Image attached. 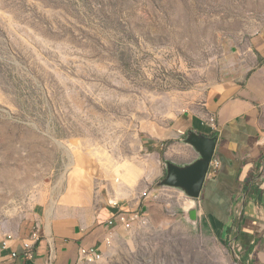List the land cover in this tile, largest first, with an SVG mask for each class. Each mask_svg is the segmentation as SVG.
I'll use <instances>...</instances> for the list:
<instances>
[{
  "label": "rangeland",
  "instance_id": "rangeland-1",
  "mask_svg": "<svg viewBox=\"0 0 264 264\" xmlns=\"http://www.w3.org/2000/svg\"><path fill=\"white\" fill-rule=\"evenodd\" d=\"M263 22L264 0H0V231L98 202L235 77ZM163 180L95 264H239L200 197Z\"/></svg>",
  "mask_w": 264,
  "mask_h": 264
},
{
  "label": "crops",
  "instance_id": "crops-1",
  "mask_svg": "<svg viewBox=\"0 0 264 264\" xmlns=\"http://www.w3.org/2000/svg\"><path fill=\"white\" fill-rule=\"evenodd\" d=\"M246 39L241 52H236L244 54L241 70L213 87L202 109L185 111L173 120L166 133L168 145L143 142L134 169L126 165L119 183L109 175L107 190L98 202L54 212L36 223L22 219L13 231H0L16 237L11 245L19 254L14 259L0 258V264L99 263L82 260L81 248L97 247L104 255L109 253L127 232L120 224H108L119 209L139 210L149 218L154 200L143 197L144 192L166 177L167 163L187 167L202 158L188 140L191 134L216 141L213 160L219 164L210 167L200 195L204 210L234 244L239 264H264V22ZM153 145L156 148L151 151ZM144 150L151 153L142 156ZM35 230L40 240L34 258L28 260L23 257V239ZM1 241L0 236V247Z\"/></svg>",
  "mask_w": 264,
  "mask_h": 264
},
{
  "label": "water",
  "instance_id": "water-1",
  "mask_svg": "<svg viewBox=\"0 0 264 264\" xmlns=\"http://www.w3.org/2000/svg\"><path fill=\"white\" fill-rule=\"evenodd\" d=\"M200 152L202 158L187 167L167 163V174L162 183L184 188L191 198H199L214 158L215 138L191 134L188 139Z\"/></svg>",
  "mask_w": 264,
  "mask_h": 264
},
{
  "label": "built area",
  "instance_id": "built-area-1",
  "mask_svg": "<svg viewBox=\"0 0 264 264\" xmlns=\"http://www.w3.org/2000/svg\"><path fill=\"white\" fill-rule=\"evenodd\" d=\"M212 123L215 121L214 118H211ZM219 164L218 160H212L211 167H217ZM148 217L143 215V213L139 210L128 211L119 209L118 212L112 216L108 220L109 226H114L117 224L122 225L126 230H132L137 225L147 224ZM2 237L1 247H0V258H9L14 259L19 256L16 250L12 248L11 242L15 240V236L12 233H3L0 234ZM40 240V234L38 230H35L31 233V235L25 239H23L24 243V253L23 257L25 259H33L35 256V246L36 243ZM108 243L111 242V238L107 239ZM4 251H7V254L4 255ZM81 259L85 262L92 263L96 261H100L103 258V252L99 250L97 247H93L90 249L81 248L80 250Z\"/></svg>",
  "mask_w": 264,
  "mask_h": 264
}]
</instances>
